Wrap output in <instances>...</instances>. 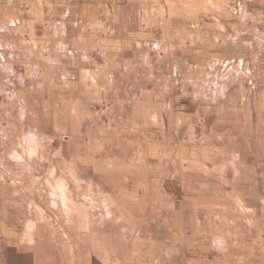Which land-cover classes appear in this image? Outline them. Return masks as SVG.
I'll return each mask as SVG.
<instances>
[{
    "label": "rangeland",
    "instance_id": "374dc122",
    "mask_svg": "<svg viewBox=\"0 0 264 264\" xmlns=\"http://www.w3.org/2000/svg\"><path fill=\"white\" fill-rule=\"evenodd\" d=\"M130 1L0 0V264H264V0Z\"/></svg>",
    "mask_w": 264,
    "mask_h": 264
},
{
    "label": "crops",
    "instance_id": "0c3cea01",
    "mask_svg": "<svg viewBox=\"0 0 264 264\" xmlns=\"http://www.w3.org/2000/svg\"><path fill=\"white\" fill-rule=\"evenodd\" d=\"M39 4L41 5V10H43L45 6H49L52 12L49 17H45L43 13H41V15H36L33 18H60L61 16H63L64 18H76L75 22L73 21V27L75 30L73 31L75 35L78 34V36L76 37V45L82 47L83 44H87L89 42L86 47L91 44L92 49L95 48V52L98 54V56H103L104 51L100 50L101 36H98L95 33L99 31L102 34L103 30H95L93 31V33L86 35V28L90 23L100 21L102 18H111L106 22L114 24L118 30H123L121 32L118 31L117 36L118 38H122L124 41V32L126 30L125 26L123 25L125 23H129L133 18H140V16L137 17L135 15L136 10L139 11L140 3L132 2L130 0H39ZM57 6L65 8V13L63 15L54 13V9H56ZM77 25H79L80 28H82L84 31L82 30L81 33L78 32V30L76 29ZM128 29L131 31L134 30L130 27L127 28V30ZM123 44L124 43L122 42V45ZM70 45L71 43L68 42L66 46L67 51L70 55H74L75 52L71 49H68Z\"/></svg>",
    "mask_w": 264,
    "mask_h": 264
},
{
    "label": "bare ground",
    "instance_id": "6f19581e",
    "mask_svg": "<svg viewBox=\"0 0 264 264\" xmlns=\"http://www.w3.org/2000/svg\"><path fill=\"white\" fill-rule=\"evenodd\" d=\"M60 189H62V188H60ZM57 191H58V190H57ZM60 192H61V191H60ZM60 192H59V193H60ZM63 199H64V200H63ZM63 199H62L61 201H65V197H63ZM70 201H71V200H70ZM71 202L73 203L74 201H71ZM79 203H80V202H79ZM83 203H84V202H83ZM73 204H74V203H73ZM75 204H76V203H75ZM77 204H78V203H77ZM80 204H81V203H80ZM85 204H86V203H85ZM63 205H64V204H63ZM88 205H89V204H88ZM66 206H67V205H66ZM74 206H75V205H74ZM79 206H80V205H79ZM91 206H92V205H91ZM67 207H69V206H67ZM72 207H73V206H72ZM69 208H70V207H69ZM88 208H89V207H88ZM78 209H79V208H78ZM81 209H82V208H81ZM82 210H83V209H82ZM82 210H80V211H82ZM80 211H79V212H80ZM88 211H90V210L88 209ZM93 211H94V210H93ZM99 211H100V210H99ZM66 212H67V211H66ZM75 212H77V211H75ZM85 212H87V210H86ZM68 213H70V212L68 211ZM72 213H73V212H72ZM72 213H71V214H72ZM83 213H84V212H83ZM83 213H82V214H83ZM90 213H91V212H90ZM75 214H76V213H75ZM77 214H81V213H78V212H77ZM82 214H81V216H82ZM87 214H89V213H87ZM92 214H93V213H92ZM92 214H91L90 216H92ZM72 215H73V214H72ZM75 216H76V215H75ZM66 217L68 218L69 216H66ZM79 217H80V216H79ZM75 218H76V217H75ZM82 218H83V217H82ZM91 218H93V217H91ZM94 218H95V217H94ZM94 218H93V219H94ZM69 219H70V218H69ZM71 219H72V218H71ZM84 219H85V218H84ZM93 219H92V222H93ZM72 220H73V219H72ZM72 220H71V221H72ZM86 220H87V221L90 220V219H88V215H87V219H86ZM81 221H83V219H82ZM85 222H86V221H85ZM88 222H91V220L88 221ZM44 223H46V222H44ZM81 223H82V222H81ZM93 223H94V222H93ZM93 223H92V224H93ZM82 224H83V223H82ZM85 225H86V224H85ZM93 225H94V224H93ZM76 226H77V225H76ZM91 227H93V226H91ZM86 228H87V227H86ZM38 229H39V228H38ZM80 229H81V228H80ZM83 229H84V228H83ZM92 229H93V228H92ZM35 230H36V229H35ZM36 231H37V230H36ZM87 231H88V230H87ZM41 235H42V234H41ZM42 236H43V235H42ZM42 236H41V237H42ZM85 236H87V235H85ZM90 236H92V235H90ZM85 238H86V237H85ZM87 238H88V237H87ZM93 238H94V236H93ZM41 239H42V238H41ZM94 241H95V240H94ZM86 242H87V239H86ZM89 242H90V241H89ZM49 243H50V242H49ZM40 244H41V243H40ZM45 244H46V243H45ZM46 245H47V244H46ZM91 245H92V244H91ZM99 245H101V244H99ZM95 246H97V245H95ZM101 246H102V245H101ZM101 246H100V247H101ZM92 247H93V246H92ZM94 248H96V247H94ZM94 248H93V249H94ZM102 248H103V247H102ZM102 248H101V249H102ZM47 249H48V248H47ZM53 250H54V249H53ZM94 250H95V249H94ZM97 250H98V248H97ZM100 251H101V250H100ZM53 254H54V253H53ZM57 256H58V255H57ZM55 257H56V256H55ZM68 262H69V261H68Z\"/></svg>",
    "mask_w": 264,
    "mask_h": 264
}]
</instances>
